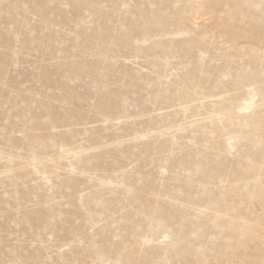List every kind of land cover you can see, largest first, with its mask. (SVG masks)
Segmentation results:
<instances>
[{
  "label": "rangeland",
  "instance_id": "rangeland-1",
  "mask_svg": "<svg viewBox=\"0 0 264 264\" xmlns=\"http://www.w3.org/2000/svg\"><path fill=\"white\" fill-rule=\"evenodd\" d=\"M261 259V0H0V264Z\"/></svg>",
  "mask_w": 264,
  "mask_h": 264
},
{
  "label": "snow or ice",
  "instance_id": "snow-or-ice-1",
  "mask_svg": "<svg viewBox=\"0 0 264 264\" xmlns=\"http://www.w3.org/2000/svg\"><path fill=\"white\" fill-rule=\"evenodd\" d=\"M242 7H251V5H242ZM261 10L264 12V0H261ZM248 264H252V262H248ZM259 264H264V259H261Z\"/></svg>",
  "mask_w": 264,
  "mask_h": 264
}]
</instances>
